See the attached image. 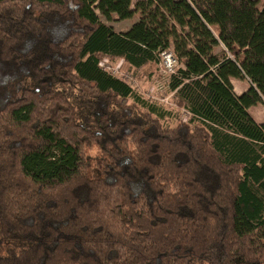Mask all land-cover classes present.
Instances as JSON below:
<instances>
[{
    "label": "trees",
    "instance_id": "1",
    "mask_svg": "<svg viewBox=\"0 0 264 264\" xmlns=\"http://www.w3.org/2000/svg\"><path fill=\"white\" fill-rule=\"evenodd\" d=\"M171 49L175 127L101 66ZM259 103V0H0V264H264Z\"/></svg>",
    "mask_w": 264,
    "mask_h": 264
},
{
    "label": "rangeland",
    "instance_id": "2",
    "mask_svg": "<svg viewBox=\"0 0 264 264\" xmlns=\"http://www.w3.org/2000/svg\"><path fill=\"white\" fill-rule=\"evenodd\" d=\"M136 1L138 0H133V3ZM259 6L261 8L264 7V0H259ZM97 13L101 21L108 26H112L117 33L128 30L136 18L135 15L132 20L120 21L114 17V20L107 21L99 12ZM221 51V48H219L217 53H221ZM160 63L149 64L143 68L135 69L123 59L106 58L102 61L105 69L125 81L134 90L136 95L142 98L144 103H139L140 106L138 107L140 109H142L141 105L145 106V103L163 109V123L171 127H175L181 121H191L193 116L188 113L189 110L185 108V104L180 101V98L170 90L173 79L164 71ZM182 68H184V65L179 62L178 69L180 70ZM134 100L136 99H130V103H134ZM262 117L264 118V109L262 111ZM90 153L93 156H97L99 150L94 148Z\"/></svg>",
    "mask_w": 264,
    "mask_h": 264
},
{
    "label": "crops",
    "instance_id": "3",
    "mask_svg": "<svg viewBox=\"0 0 264 264\" xmlns=\"http://www.w3.org/2000/svg\"><path fill=\"white\" fill-rule=\"evenodd\" d=\"M116 18V17H115ZM140 19V13L136 14V18L134 19V22L132 23L131 27L133 26L134 23H136L138 20ZM118 20V19H117ZM128 20H132V19H128ZM128 20H124V21H128ZM108 26V25H107ZM112 27V26H109ZM130 27V28H131ZM113 28V27H112ZM130 28L122 33H126L130 30ZM114 29V28H113ZM117 32V31H115ZM230 82L233 86L234 89V93L237 96H240L242 94H244L245 92H247L252 84L250 82L249 79L245 78V79H235V78H231ZM172 91V90H171ZM173 92V91H172ZM175 93L177 96V92H173ZM179 97V96H178ZM180 98V97H179ZM264 109V104L263 103H259L256 106L251 107L250 109H248L249 114L254 118V120L256 121V123H258L259 125L264 124V118L262 117V111Z\"/></svg>",
    "mask_w": 264,
    "mask_h": 264
},
{
    "label": "built area",
    "instance_id": "4",
    "mask_svg": "<svg viewBox=\"0 0 264 264\" xmlns=\"http://www.w3.org/2000/svg\"><path fill=\"white\" fill-rule=\"evenodd\" d=\"M160 61H161L160 64H162L164 71L170 75L169 77H173L178 74L179 59L177 58L175 53L172 52V50H167V51L162 52ZM101 66L104 68L103 64H101ZM105 71L109 72L107 69H105ZM112 76L116 77L119 80H122L121 78L115 76L114 74H112ZM188 113L190 114L189 111Z\"/></svg>",
    "mask_w": 264,
    "mask_h": 264
}]
</instances>
